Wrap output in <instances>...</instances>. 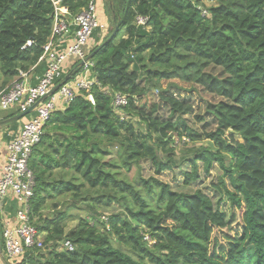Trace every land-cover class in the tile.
<instances>
[{
	"label": "trees",
	"instance_id": "trees-1",
	"mask_svg": "<svg viewBox=\"0 0 264 264\" xmlns=\"http://www.w3.org/2000/svg\"><path fill=\"white\" fill-rule=\"evenodd\" d=\"M89 1L63 5L74 16ZM95 1L98 6L101 0ZM105 3L111 32L120 24L90 58L99 85L78 90L52 111L29 160L35 177L30 220L44 233L47 249L28 251L16 264H264V0H216L209 7L201 0ZM53 12L50 0H0V89L19 71L44 64L38 58ZM136 15L148 17L147 24L136 25ZM27 41L31 46L23 48ZM72 66L59 81L82 70L78 62ZM209 66L225 75L205 71ZM172 80L198 83L221 98L207 107L213 131L193 129L184 117L192 104L157 85ZM152 88L174 119L152 116L156 103L143 100ZM116 92L128 97L118 110L112 105ZM175 138L210 142L188 160L183 183L199 179L198 162L205 173L218 164L227 213L201 189L184 193L156 177L130 181L121 175V167L129 171L142 157L150 158L157 175L171 170L174 151L165 159L158 152ZM50 202L55 208L46 216ZM100 209L110 211L109 228ZM71 220L77 226L65 232ZM64 239L74 250L59 249Z\"/></svg>",
	"mask_w": 264,
	"mask_h": 264
},
{
	"label": "built area",
	"instance_id": "built-area-1",
	"mask_svg": "<svg viewBox=\"0 0 264 264\" xmlns=\"http://www.w3.org/2000/svg\"><path fill=\"white\" fill-rule=\"evenodd\" d=\"M50 1L54 9L51 34L38 58V62L45 64L43 74L35 84H30L28 72L19 71L5 88L0 89V111L15 108L18 113L23 112L39 101L34 113L32 111L33 114L7 142L0 166V264H16L26 252L43 247L44 233L39 232L30 220L35 186V177L29 167L32 149L40 141L43 127L52 111L57 109L58 101L63 108L74 99L78 90L90 91L99 85L92 72L93 62L87 59L94 29L102 34L107 32V24L98 19L97 2L90 0L85 8L71 16L63 0ZM201 11L203 15L207 14L205 8ZM148 20V17L136 15L134 22L145 26ZM31 44L27 41L23 48ZM76 62L82 70L72 78L59 81ZM127 102V95L114 93L112 105L116 110L126 106ZM5 200L16 202L13 217L5 210ZM100 220L108 227V215H100ZM144 238L148 236L145 234ZM74 248L69 239L60 242V250Z\"/></svg>",
	"mask_w": 264,
	"mask_h": 264
},
{
	"label": "rangeland",
	"instance_id": "rangeland-1",
	"mask_svg": "<svg viewBox=\"0 0 264 264\" xmlns=\"http://www.w3.org/2000/svg\"><path fill=\"white\" fill-rule=\"evenodd\" d=\"M205 4L206 7L214 5L216 0H201ZM98 11V19L103 20L107 24V32L106 34H111V27L113 22L111 21L110 14L107 11V5L105 0L102 2H98L97 6ZM103 16V18H102ZM113 19V18H112ZM105 33H100L97 29H94L91 37L94 42L90 44V46H94L100 40V37L103 39L105 37ZM207 72L212 73L213 75L222 77L223 72L222 69L215 66H209L206 68ZM225 75V74H224ZM143 81H141V85H143ZM160 89H165L168 87L167 94H171L176 96L177 98L184 99V97L192 104V111L186 114L184 117L187 123L198 132H207L213 131L215 129V120L210 112L207 111V107L210 104H216L221 100L217 95L209 92L204 86L198 83L186 84L180 80H172V81H160L157 83ZM148 95L143 99L146 102H150L151 104L156 103L157 109L152 114L153 117H156L161 120L174 119V116H170L169 107L166 105L164 101L160 99L159 89L152 88L148 91ZM32 113V112H31ZM34 113V111H33ZM200 115L203 117V120H197L196 116ZM27 115L22 118L25 119ZM9 124V123H8ZM209 141H189L188 139H179L175 138L173 143L168 145V149H159L158 155L160 158L165 159L167 154L170 151H174L172 154V159L175 162V165L171 170H164L159 175L155 174V168L151 163L149 157H142L137 161L134 165H132L131 170L126 171L124 167H121L119 170L122 176H125L128 180L134 181L137 178L148 179L151 177H156L164 183L170 185L171 189L184 192V193H193L197 189H201L204 193H206L214 207L224 212H228L229 210V202L225 191H223V187L218 183V178L221 174V170L215 162L212 163L209 173H205L202 167V164L198 162V170L200 177L196 182H192L189 185H185L183 183V171L189 170L188 160L192 158L196 151L201 147L202 144H209ZM117 146V145H116ZM226 181V180H225ZM227 182V181H226ZM56 202L57 208L62 206L65 198L58 199ZM9 201L5 200V208L11 213L16 207L15 200ZM55 207L52 206V202L48 204V209L44 211V215H52ZM74 213L77 210H72ZM99 215L105 214L110 215L109 210L100 209ZM85 213H82L84 215ZM77 220H71L66 224L65 232L73 230L77 226ZM148 236V235H147ZM151 242L149 236L146 239ZM115 242V241H114ZM47 249V246L39 248V250L44 251Z\"/></svg>",
	"mask_w": 264,
	"mask_h": 264
},
{
	"label": "crops",
	"instance_id": "crops-1",
	"mask_svg": "<svg viewBox=\"0 0 264 264\" xmlns=\"http://www.w3.org/2000/svg\"><path fill=\"white\" fill-rule=\"evenodd\" d=\"M102 1L103 0H101V2ZM102 18H103V16H102ZM101 21H104V19ZM93 42H94V40H93V38H91V42L89 41V43L92 44ZM90 44H88L89 48H91ZM44 66L45 65L43 64L41 67L34 68L27 73V79H28L30 84H35L37 82L38 78L43 74ZM61 107H62V103H61V101H58L57 102V109H61ZM13 112H16L15 108H10L9 110H6V111H0V166H1L2 162L4 161L5 146H6L7 142L13 137V135H15L18 132V130L22 126L23 122L25 120H27V118H29L33 114V113H29L25 119H21L19 121H16V123L2 124L1 120H3V118L6 116L11 115ZM8 201H9L8 203H10V200H8ZM13 208H14V212H15V207H13ZM5 210L10 217L14 216L13 211L10 213L6 208H5Z\"/></svg>",
	"mask_w": 264,
	"mask_h": 264
},
{
	"label": "water",
	"instance_id": "water-1",
	"mask_svg": "<svg viewBox=\"0 0 264 264\" xmlns=\"http://www.w3.org/2000/svg\"><path fill=\"white\" fill-rule=\"evenodd\" d=\"M113 20H115V17H113ZM119 24H120V20L117 21V23L115 24L114 26V29L112 31V33L104 40L102 41L88 56H87V59H90L94 54L95 52H97V50L99 48H101L104 44H106L117 32L118 30V27H119ZM83 63V61L81 62V64ZM67 78V77H66ZM57 88V87H56ZM44 99V98H43ZM90 99L91 96H90ZM42 100V99H41ZM40 100V101H41ZM39 102V101H38ZM38 102L34 103L32 106H30L27 110L23 111V112H19V113H16L10 117H7L3 120H1V123L2 124H8V123H12V122H16V121H19L21 120L22 118H24L26 115H28L29 113H31L34 108L36 107V105L38 104ZM0 229H1V225H0Z\"/></svg>",
	"mask_w": 264,
	"mask_h": 264
}]
</instances>
